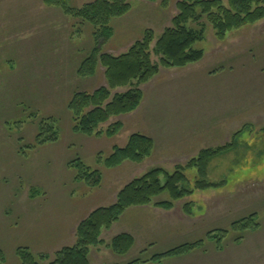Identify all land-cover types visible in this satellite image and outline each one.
Here are the masks:
<instances>
[{
  "label": "rangeland",
  "instance_id": "obj_1",
  "mask_svg": "<svg viewBox=\"0 0 264 264\" xmlns=\"http://www.w3.org/2000/svg\"><path fill=\"white\" fill-rule=\"evenodd\" d=\"M94 1L66 0V4L81 9ZM178 1L167 0L165 5L133 0L127 15L110 22L114 35L107 41L101 39L102 51L115 56L126 53L147 30L155 35L153 50L172 26ZM203 22L204 40L195 47L205 52L204 59L177 77L160 79L157 85L169 91L156 104L158 114H187L185 120L171 122V128L189 131L183 140H172L158 162L163 170L174 172L173 157L189 153L192 147L233 145L208 165L206 181L222 188L205 192L231 193L247 203L241 215L233 212L224 219L212 214L210 222L203 223L202 233L216 225L219 228L211 232L228 230L224 241L232 242L242 233L231 230L230 224L257 214L262 231L243 234L244 242H252L264 235V20L230 33L225 41L217 40L211 25ZM94 32L91 23L48 7L43 0H0V264H22L20 250L35 258L48 257L42 264H49L60 250L75 245L72 225L90 211L113 205L133 177L161 168L152 161L142 165L143 174L133 162L106 167L114 147H124L132 135L129 121L116 137L88 136L75 130L69 110L73 95L105 87L104 69L93 78L77 75L96 47ZM152 59L160 61L154 54ZM82 165L101 173L97 185L82 178ZM186 176L189 187L199 179L196 169L187 170ZM185 230L180 228L178 234L182 237ZM101 239L102 245L90 249L91 264H128L140 259L134 250L127 255L114 253L104 231ZM200 239L206 242V236ZM151 250L147 257L157 248Z\"/></svg>",
  "mask_w": 264,
  "mask_h": 264
},
{
  "label": "trees",
  "instance_id": "obj_2",
  "mask_svg": "<svg viewBox=\"0 0 264 264\" xmlns=\"http://www.w3.org/2000/svg\"><path fill=\"white\" fill-rule=\"evenodd\" d=\"M48 7L61 8L68 14H73L83 22L91 23L94 28L96 47L85 58L77 70L81 78H93L99 69H104L107 86L101 87L93 93L77 92L73 95L69 110L75 123V130L85 135H105L116 137L125 127L123 117L133 114L141 106L144 94L142 85L156 78L161 69H184L197 64L204 59L205 52L195 47L202 42L205 35V19L211 25L219 41H225L232 32L247 26H253L264 20V0H180L176 4L178 14L172 20V26L165 29L162 37L155 41L154 32L147 30L142 40L121 55L115 56L104 53L101 39L107 41L114 35L110 22L127 15L132 8L133 0H95L81 9H71L66 0H43ZM150 3L167 0H145ZM196 25L197 28L189 25ZM153 54L160 58L155 63ZM128 88L126 92L114 91ZM113 120V121H112ZM109 124L106 129L99 130L102 125ZM243 131L235 134L239 137ZM56 133H53V138ZM235 145V144H234ZM154 140L146 135L132 134L124 147L115 146L112 154L105 160L107 168H117L126 162L143 163L154 151ZM233 145L202 150L197 157L191 159L185 166L179 165L174 172L162 168L149 170L143 176L132 180L117 195L116 202L109 207L98 208L89 214L76 229V243L72 247L60 250L49 264H91L90 249L103 244L101 239L105 230L111 229L126 210L132 207L153 205L165 210H171L174 202L179 201L194 191H202L218 187L206 181L209 163L218 155L227 152ZM84 168L82 178L97 185L101 181L99 171ZM196 169L198 178L193 187H189L186 171ZM167 194L169 200L156 202L160 196ZM191 204H186L184 210L191 213ZM257 214L235 221L231 230L241 232L237 240L243 239V234L257 230ZM228 230L215 234L210 232L209 239L219 244L228 236ZM202 241L188 243L155 255L149 261L138 259L128 264H146L160 262L167 258L180 257L202 246ZM134 246V238L129 234L114 237L110 243L111 250L118 255H126ZM22 264H42L48 257L35 258L32 254L20 250ZM3 255L0 252V262Z\"/></svg>",
  "mask_w": 264,
  "mask_h": 264
},
{
  "label": "crops",
  "instance_id": "obj_3",
  "mask_svg": "<svg viewBox=\"0 0 264 264\" xmlns=\"http://www.w3.org/2000/svg\"><path fill=\"white\" fill-rule=\"evenodd\" d=\"M186 69H162L156 79L143 86L144 99L139 109L133 114L122 118L124 123L125 121H129V125L133 130L132 134L140 133L149 136L155 143L152 155L143 163L137 164L136 166L138 167L136 170L140 174H143V172L145 173L144 169L141 167L144 163H147V161L156 162L153 166L164 169V167H162V162H158V159L160 160V154L163 153L162 150L170 145L172 140L176 142V140L179 139V141H181L189 133L187 130H174L171 128V122L176 124L180 120H185L187 114H158V105H156L159 103L160 97H163L164 94H169L166 88V90L157 88L160 79L177 77L181 74L180 71ZM102 81L103 85L107 86L105 78H103ZM191 85L193 84H190V86ZM181 86H184V84H181ZM125 124H127V122ZM208 148L209 147L204 145L197 146L196 149L192 147L189 153L184 152L182 155L173 157L174 159L172 162L174 168L185 164L189 158H194L196 156H193L194 153L198 154L202 150ZM156 153H158L157 156ZM136 178L137 177H133L131 180ZM221 188L222 187H216L195 191L191 195L176 201L171 210H165L153 205L129 208L120 219L114 223L111 229L104 231V233L108 235L110 241L121 234H129L132 236L134 238V246L130 252L134 250L137 252L138 258L145 261H149L155 255L165 253L181 245L199 242L202 236H206V242L201 240L203 242L202 246L197 247L189 253L180 257L167 258L160 262H148L146 264H264V235L263 238L254 239L252 242H244L243 239L238 241L235 239L232 240V242L223 240L219 244L216 240L208 238L209 232L217 230L213 228H219L216 225H214L210 231H204L207 232L206 234L202 233L203 223L206 222L208 224L212 214H214L212 216L223 217L224 219H226L227 215L232 216L233 212L234 214H242L241 211H243L242 209L244 208L245 202L242 200L241 196L235 198L232 197L233 194L231 193L223 194L213 192V194H209V192H205ZM164 195L165 196L157 198L156 202H163L164 199H169L167 194ZM186 204H191L190 214L185 213L184 207ZM91 212L92 211H90L84 219L87 218ZM227 212H229V214H226ZM84 219L72 225L74 235H76L75 233L78 225ZM235 221H237V219L234 220L230 226ZM197 226L199 228L198 231H196ZM180 228L186 229L182 232V237L178 234ZM262 229L263 227L260 225L257 230L251 231V233L260 232ZM186 231L189 232L188 235L190 237L188 239L185 237ZM153 247L157 248L156 253L151 257H147L146 254L151 253V248Z\"/></svg>",
  "mask_w": 264,
  "mask_h": 264
}]
</instances>
